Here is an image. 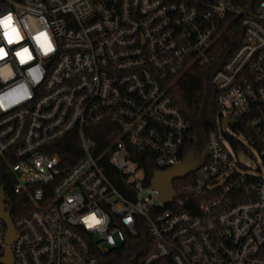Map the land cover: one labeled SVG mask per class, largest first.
<instances>
[{
	"label": "built area",
	"instance_id": "built-area-1",
	"mask_svg": "<svg viewBox=\"0 0 264 264\" xmlns=\"http://www.w3.org/2000/svg\"><path fill=\"white\" fill-rule=\"evenodd\" d=\"M8 13L23 38L8 44L0 28V98L13 93L0 108L3 202L15 231L8 241L0 218V259L9 249L11 264H101L143 225L151 247L130 264H264V0H0ZM234 23L242 38L211 76L215 124L164 203L135 156L158 170L183 159L196 137L170 87L211 64ZM41 32L48 54L34 40ZM24 47L33 59L21 64ZM65 138L76 149L63 157ZM241 154L259 158L258 172ZM91 213L107 221L89 229Z\"/></svg>",
	"mask_w": 264,
	"mask_h": 264
},
{
	"label": "trees",
	"instance_id": "trees-1",
	"mask_svg": "<svg viewBox=\"0 0 264 264\" xmlns=\"http://www.w3.org/2000/svg\"><path fill=\"white\" fill-rule=\"evenodd\" d=\"M241 28L236 24L229 25L218 38L214 45V61L208 65H193L182 76L177 78L170 87V94L174 99V104L183 113L191 124V132L196 137V141L187 144V148L194 149L198 152L204 150L203 143L207 131L214 126L217 108L214 101L216 89L211 82V76L216 68L227 60L229 55L239 44L242 38ZM94 136L97 141L103 142V128H96ZM62 145L56 149L61 156H65L70 150L75 148V140L65 138L61 140ZM145 155H137L135 159L139 161V165L143 167L145 174V182L148 183L155 166L146 161ZM14 162L13 160H10ZM8 162L5 157L0 154V187L4 189L6 194L9 191L8 184ZM105 172L109 175L119 190L122 187L117 179V173L109 164L105 166ZM180 181H175L174 186L177 187ZM151 247L149 235L145 227L138 226V235L128 238L120 249L111 251L101 264H130L131 261H139L142 255Z\"/></svg>",
	"mask_w": 264,
	"mask_h": 264
},
{
	"label": "water",
	"instance_id": "water-1",
	"mask_svg": "<svg viewBox=\"0 0 264 264\" xmlns=\"http://www.w3.org/2000/svg\"><path fill=\"white\" fill-rule=\"evenodd\" d=\"M232 121L233 120L229 118H224L222 120V123L223 125H227ZM199 160H200V153L194 152L193 149H188L183 159L177 164L164 170L155 169L153 171L149 182L150 184H152L153 187L159 189L160 198L164 203H170L176 194V190L173 185L174 180L188 175L197 166ZM4 198H5L4 190L2 187H0V218L4 219V221L7 224L8 227L7 236H8V241H10L15 231L11 223L9 212L4 210L5 207V204L3 202ZM0 261L4 262L5 264L12 263V258L10 256L9 249H8V257H6L5 259H0Z\"/></svg>",
	"mask_w": 264,
	"mask_h": 264
},
{
	"label": "clouds",
	"instance_id": "clouds-1",
	"mask_svg": "<svg viewBox=\"0 0 264 264\" xmlns=\"http://www.w3.org/2000/svg\"><path fill=\"white\" fill-rule=\"evenodd\" d=\"M0 28L3 29V37L7 40L8 44H12L14 42H19L22 40V36L18 30V27L14 24V16L11 13H8L2 17H0ZM35 42L43 49L44 54H48L53 51V46L49 42V38L45 35L44 32H41L39 35L34 37ZM0 56H5L6 53L3 48H0ZM17 57L20 59V63L23 64L26 61H30L33 59L32 55L29 52L28 47H24L22 50H19L15 53ZM36 73H40L39 68L32 71V75L34 76V81L39 82L40 76L36 75ZM21 90L23 95L18 97L19 100H22L28 96L27 87L21 85ZM13 95V93H9L5 95L3 98H0V108L7 107L9 103L12 101L9 100V97ZM55 163V160L53 161ZM107 221V217L105 216L103 219H98L95 213H91L88 216L83 218V223L86 225L87 228L91 229L95 225H99ZM126 224H131L132 219L131 217L125 218L124 221Z\"/></svg>",
	"mask_w": 264,
	"mask_h": 264
},
{
	"label": "rangeland",
	"instance_id": "rangeland-1",
	"mask_svg": "<svg viewBox=\"0 0 264 264\" xmlns=\"http://www.w3.org/2000/svg\"><path fill=\"white\" fill-rule=\"evenodd\" d=\"M218 115V114H217ZM228 133H231L232 131L229 128H226L225 130ZM205 145V141L203 143V147ZM239 161L246 167L247 173H256L258 172V168L262 167L261 161L257 157H252L247 154H241L238 156Z\"/></svg>",
	"mask_w": 264,
	"mask_h": 264
},
{
	"label": "snow or ice",
	"instance_id": "snow-or-ice-1",
	"mask_svg": "<svg viewBox=\"0 0 264 264\" xmlns=\"http://www.w3.org/2000/svg\"><path fill=\"white\" fill-rule=\"evenodd\" d=\"M0 51H2V50H0ZM0 59H3V56H0Z\"/></svg>",
	"mask_w": 264,
	"mask_h": 264
}]
</instances>
